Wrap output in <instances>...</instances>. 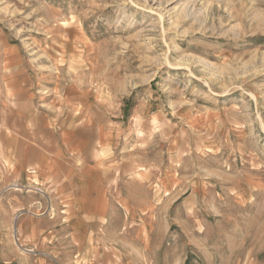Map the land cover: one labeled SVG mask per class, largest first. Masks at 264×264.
Returning <instances> with one entry per match:
<instances>
[{
  "label": "rangeland",
  "instance_id": "rangeland-1",
  "mask_svg": "<svg viewBox=\"0 0 264 264\" xmlns=\"http://www.w3.org/2000/svg\"><path fill=\"white\" fill-rule=\"evenodd\" d=\"M2 45L117 147L112 210L0 166V264H264V0H0Z\"/></svg>",
  "mask_w": 264,
  "mask_h": 264
},
{
  "label": "crops",
  "instance_id": "crops-1",
  "mask_svg": "<svg viewBox=\"0 0 264 264\" xmlns=\"http://www.w3.org/2000/svg\"><path fill=\"white\" fill-rule=\"evenodd\" d=\"M42 84L26 60L0 53V166L16 181L32 175L42 183L59 180L74 210H112L104 164L117 140L103 138L109 130L82 99L73 111L71 97L38 94ZM100 151L108 157L98 158Z\"/></svg>",
  "mask_w": 264,
  "mask_h": 264
}]
</instances>
